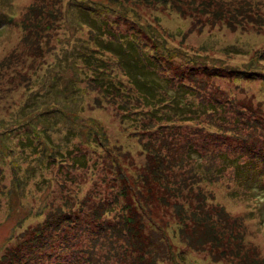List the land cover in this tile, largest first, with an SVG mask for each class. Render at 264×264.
I'll return each mask as SVG.
<instances>
[{"label":"rangeland","instance_id":"374dc122","mask_svg":"<svg viewBox=\"0 0 264 264\" xmlns=\"http://www.w3.org/2000/svg\"><path fill=\"white\" fill-rule=\"evenodd\" d=\"M16 1L23 6L33 0ZM209 1L40 0L44 3L39 4L36 14L41 21L43 19L42 29L48 22L50 29L44 38L43 35L38 37L37 41L40 42L35 54L28 45L19 49L20 54L13 59L11 69L3 71L0 80V264L9 249L17 247L21 238L31 236L32 228L45 222L53 207L73 206V211L84 215L89 209L87 205L102 199L104 194V197L114 202L112 215L124 208L130 217L135 215L133 217L136 221H131L139 229L140 236L149 237L147 231L143 233L140 230L142 218L136 217L133 212L134 205L139 204L133 190L145 189L143 184H134V177L138 172H133L126 162L128 166L125 165L123 169L133 177L127 181L130 189L126 188L124 195L118 196L119 201H115L110 193H115L113 188H122L120 181H117L116 187L108 181L116 175L110 173L109 164L113 159H122V155H132L134 164L141 168L144 166L148 151L139 143L141 132L136 131L132 135L135 124L131 120L124 121L121 117L123 112H118L115 106L101 99L95 91L88 90L87 80L82 75L79 74L78 79L72 80L73 83L69 85L71 92L75 90L73 94L65 95L61 89L62 83L68 84L74 73L72 66L81 67L76 64V60L73 63L72 55L90 39L88 27L80 24V11L89 14L100 24L109 21L117 34H137L145 43L146 50L154 49L151 51L159 53L167 66L164 73L174 77L176 82L182 77L187 81L192 80V76L197 83L208 86L207 92H213L219 87L225 94L239 99L241 104L238 105L252 106L257 112L264 111V23L260 25L264 20V0H256L260 4L251 13L243 9L240 10L241 13L236 10L235 6L239 9L238 6L243 5L240 0H224L227 4L224 5V10L219 11L220 14L215 12L217 4H210ZM259 17H262V21ZM20 37L19 28L2 27L0 59L21 46ZM89 45L91 47L93 43ZM115 67L120 78L126 81L123 72L117 65ZM17 68H24L23 72L27 68V71L22 77L15 76ZM25 77L31 78V82L20 83L19 80ZM9 79L16 82L10 83ZM49 88L58 89L63 94L54 96L38 110H26V101L31 97H42ZM49 109L59 112L51 122L44 123L41 112ZM21 117L38 124L37 131L27 128ZM92 120L107 129V148L104 147L105 142L99 145L93 140L92 133L98 128V124L92 123ZM194 123L185 125L191 127ZM143 140L154 143L155 137L145 134ZM52 144L63 148L65 152L75 151V156L81 154L80 151L84 152L85 164L73 167L72 163L61 166L60 161L49 162L50 166L39 170L37 164L40 154L35 151L52 148ZM148 145L149 153L153 152L151 144ZM122 163L125 164V161ZM251 168H243L246 172H252L248 183L251 190L240 192L243 195L238 196L239 199L227 197V185L234 187L232 183L213 186L205 183L201 186L212 189V198L208 200L212 213H216L218 205H221L233 217H245L249 229L247 243L257 246L264 256V188L260 173ZM118 179L120 180L119 177ZM148 179L154 184L150 176ZM245 196L248 205L243 200ZM165 203L163 207H166ZM190 203V206L185 203L188 214L196 205L195 201ZM249 204L257 207V214L249 213ZM159 205L162 206L158 203ZM169 210L165 212L158 208L149 209L151 216L146 215L148 221H151H145L146 228L154 229L158 236H162L159 241L155 240L152 247L154 251H157L160 243L169 241L174 254L179 258V253L185 254L184 262L179 264H232L214 263L208 252L196 251L186 246L180 239V217L171 216L174 212L172 207ZM142 211L145 213L143 209L140 210L141 213ZM159 215L168 220L163 223L160 219L159 224L154 225ZM158 225L165 227V230H160ZM148 240L149 238L146 239ZM160 248L156 264H176L170 254L159 253Z\"/></svg>","mask_w":264,"mask_h":264},{"label":"trees","instance_id":"16d2710c","mask_svg":"<svg viewBox=\"0 0 264 264\" xmlns=\"http://www.w3.org/2000/svg\"><path fill=\"white\" fill-rule=\"evenodd\" d=\"M240 2L243 5L238 6L239 9L235 6L240 13L241 9L251 13L260 4L256 0ZM40 3L44 2L33 0L20 6L16 0H0V30L2 27H17L21 31V46L0 59V80L3 71L11 69L13 59L20 54L19 49L28 45L35 54L40 42L37 41L38 37L43 35L44 38L50 29L49 22L42 29L43 19L41 21L36 14ZM208 3L217 4L215 12L218 13L224 10L227 1L210 0ZM78 18L80 24L88 27L90 39L86 41L87 44L77 48L71 57L73 63L76 60V64L81 65V70L72 66L74 73L68 84L62 83L61 89L65 95L73 94L75 90L71 92L69 85L73 83L72 80L78 79L79 74L82 75L87 80L88 90L95 91L101 99L115 106L118 112H123L121 117L124 121L131 120L135 124L132 135L136 131L141 132L139 143L148 151L144 166L141 168L134 164L132 155H122V159H113L109 164L110 173L116 175L108 181L113 187L120 181L122 188H113L115 193H110L115 201H119L118 196L124 195L126 188L130 189L127 181L133 177L123 169L126 162L133 172H138L134 177V184H143L145 189L133 190L139 202L134 205L133 212L136 217L142 218L140 230L143 233L147 231L149 237L140 236L139 229L131 221H136L133 217L135 215L130 217L124 208L112 215L114 202L104 197V194L102 199L87 205L89 209L84 215L73 211V206L53 207L45 222L32 228L31 236L21 238L17 247L4 254L2 264H52L54 261V264H156L159 247L162 248L159 253L170 254L171 259L179 264L184 262V252L179 253V258L174 254L169 241L160 243L157 251H154L152 247L155 240L159 241L162 236H158L156 230L146 228L147 223L145 224L148 221L146 215L151 216L149 209L158 208L166 212L170 211L169 207L174 210L171 216L180 217V239L189 248L208 252L214 263L264 264V256L258 247L247 243L249 229L245 217H233L221 205H218L216 213H212L213 210L211 212L208 207L212 189L201 186L205 183H210L211 186L232 183L234 187L227 185V197L239 199L238 196L243 195L240 192L251 190L248 183L252 172L243 170L245 166H251V169L260 173L264 188V111L257 112L252 106L238 105L241 104L239 99L225 94L219 87L213 92H207L208 86L197 83L192 76V80L187 81L182 77L176 82L174 77L164 73L167 66L159 53L151 51L154 49L146 50L145 43L137 34H117L109 21L100 24L82 11ZM259 18L262 21V17ZM263 23L264 20L260 25ZM36 35L38 36L34 37ZM89 43H93V46L90 47ZM116 65L125 75L126 81L116 72ZM23 69L17 68L15 76L22 77L25 73ZM9 80L10 83L16 82ZM26 81L31 82V78L19 80L24 84ZM63 93L49 88L40 98L29 97L25 103L26 110H38L42 104ZM58 112L56 109L42 111L44 123L51 122ZM21 119L27 128L37 131L38 124L22 117ZM190 122L195 123L191 127L185 125ZM92 123L97 122L92 120ZM97 124L99 129L95 128L90 133L93 140L99 145L105 142L104 147L107 148V129L104 125ZM145 134L155 137L154 143H146L143 140ZM148 144L152 146L151 153ZM37 150L35 153L40 154L37 164L39 170L50 166L49 162L60 161L61 166L72 163L76 167L84 165L86 160L82 151L75 156V151L65 152L63 148L53 144L52 148ZM148 176L153 179L154 184L149 181ZM246 197L243 200L246 201ZM190 201H195L196 205L188 214L185 203L190 206ZM158 203L162 206H158ZM164 203L166 207H163ZM249 205V213L257 214V207ZM141 209L145 213H141ZM117 218L119 220L114 221ZM156 218L154 225L159 224L160 219L163 223L168 220L161 215ZM121 221L124 223H120ZM158 227L165 230V227ZM145 238L149 240L146 241Z\"/></svg>","mask_w":264,"mask_h":264}]
</instances>
